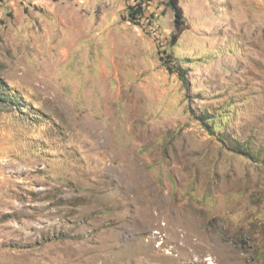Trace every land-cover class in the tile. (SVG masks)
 Instances as JSON below:
<instances>
[{
	"label": "rangeland",
	"instance_id": "1",
	"mask_svg": "<svg viewBox=\"0 0 264 264\" xmlns=\"http://www.w3.org/2000/svg\"><path fill=\"white\" fill-rule=\"evenodd\" d=\"M134 1L0 0V264H264V0Z\"/></svg>",
	"mask_w": 264,
	"mask_h": 264
},
{
	"label": "trees",
	"instance_id": "2",
	"mask_svg": "<svg viewBox=\"0 0 264 264\" xmlns=\"http://www.w3.org/2000/svg\"><path fill=\"white\" fill-rule=\"evenodd\" d=\"M149 1V0H148ZM144 3V2H143ZM142 2L136 3L134 5L128 6V20L133 23H139L140 18L144 16V7ZM166 6H168L173 12L174 25L176 28L181 27L184 24V15L182 8L179 5V0H167ZM176 39V34H172L171 43L174 44ZM164 66L169 71V73H177L179 80L184 85L186 90H189L190 80L187 77L188 69L181 66H174L168 60H163ZM204 121V120H203Z\"/></svg>",
	"mask_w": 264,
	"mask_h": 264
},
{
	"label": "bare ground",
	"instance_id": "3",
	"mask_svg": "<svg viewBox=\"0 0 264 264\" xmlns=\"http://www.w3.org/2000/svg\"><path fill=\"white\" fill-rule=\"evenodd\" d=\"M150 221L149 219L145 220V224H144V228H147V230H149L151 228L150 226ZM185 226V225H184ZM183 227V226H182ZM187 226H185V229L183 228V230L181 231V233L173 231L171 234V240H173V242H177L178 246H180V248H182L181 250H183L185 252V248L186 247H194V245H196L197 243H195V238H193L194 232L198 229L195 228V226L193 228H186ZM190 227V225L188 226ZM178 230V229H176ZM167 231V230H166ZM169 233V232H168ZM182 234V235H181ZM193 234V235H192ZM196 236V235H195ZM189 249V248H188ZM191 249V248H190ZM188 253L186 254L187 256L191 255V251L188 250ZM226 252V251H225Z\"/></svg>",
	"mask_w": 264,
	"mask_h": 264
},
{
	"label": "crops",
	"instance_id": "4",
	"mask_svg": "<svg viewBox=\"0 0 264 264\" xmlns=\"http://www.w3.org/2000/svg\"><path fill=\"white\" fill-rule=\"evenodd\" d=\"M128 1L129 0H124V2H123V5H122V7L124 8V7H126L127 8V3H128ZM132 1H134V0H132ZM135 1H140V0H135ZM134 1V2H135ZM133 3V2H132ZM153 7V5L152 6H150V7H148V9H147V13H153L154 11H157V10H160L162 7H158V8H156V6H154L153 7V10H149V9H151ZM163 10V9H162ZM170 10V9H169ZM168 9H167V11L170 13V11H169Z\"/></svg>",
	"mask_w": 264,
	"mask_h": 264
}]
</instances>
